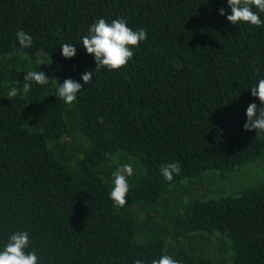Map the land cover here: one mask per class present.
<instances>
[{"label": "trees", "instance_id": "1", "mask_svg": "<svg viewBox=\"0 0 264 264\" xmlns=\"http://www.w3.org/2000/svg\"><path fill=\"white\" fill-rule=\"evenodd\" d=\"M230 14L227 0H0V250L26 231L39 264H264V169L232 191L223 181L264 162V132L243 127L248 105L261 107L251 88L264 79V25ZM101 18L147 31L119 72L95 71L83 48ZM27 71L48 84L25 94ZM65 79L83 85L71 105L57 94ZM171 162L182 170L169 182ZM124 164L134 174L117 208Z\"/></svg>", "mask_w": 264, "mask_h": 264}, {"label": "clouds", "instance_id": "2", "mask_svg": "<svg viewBox=\"0 0 264 264\" xmlns=\"http://www.w3.org/2000/svg\"><path fill=\"white\" fill-rule=\"evenodd\" d=\"M231 9V14L227 20L233 25L250 24L256 27L264 25L259 13H264V0H227ZM253 8L258 11H254ZM221 16L225 15L223 8L219 10ZM17 40L21 49L28 48L33 43L31 35L19 30L16 33ZM147 31L145 29L133 30L127 25L123 18L114 19L111 23L101 18L94 22L88 35L82 37L83 48L89 55L94 57L96 62L95 71L107 68L110 71L119 72L126 68L130 60L133 59V48H138L141 42L146 41ZM62 55L70 59L76 55V47L72 44H62ZM93 71L85 72L81 79L84 84L89 85L92 82ZM49 79L43 71H27L24 76L23 90L27 94L31 90L33 83L38 85L48 84ZM58 83V81H57ZM83 90V85L72 79H65L63 84L58 83V97L68 105L77 100V94ZM17 88H12L8 92V97H16ZM251 95L257 97L261 107L256 103H250L246 110L247 122L244 124V130L256 133L264 132V79H259L258 84L251 88ZM99 123L103 124V118H99ZM107 155V154H106ZM179 162H171L161 167L163 177L171 182L174 176L181 172ZM134 174L131 164H124L112 173L114 177L113 188L110 191V198L117 208H124L127 205V196L131 190L128 177ZM31 241L28 232L13 233L3 250H0V264H39V258L35 251H26ZM134 264H143V261L137 259ZM151 264H180L179 261L170 255H162L159 259L152 260Z\"/></svg>", "mask_w": 264, "mask_h": 264}, {"label": "rangeland", "instance_id": "3", "mask_svg": "<svg viewBox=\"0 0 264 264\" xmlns=\"http://www.w3.org/2000/svg\"><path fill=\"white\" fill-rule=\"evenodd\" d=\"M263 169L264 162H260V159H256L233 169L230 172L231 174L227 173L224 175L226 178L223 177L225 178L223 181L225 182V185L229 186V190L232 191L236 188V186H238L240 183H243L245 180L250 181L257 177ZM216 175L218 176V174Z\"/></svg>", "mask_w": 264, "mask_h": 264}]
</instances>
